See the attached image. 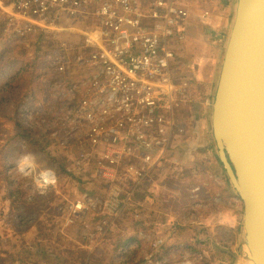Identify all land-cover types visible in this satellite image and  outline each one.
Listing matches in <instances>:
<instances>
[{
  "label": "rangeland",
  "instance_id": "rangeland-1",
  "mask_svg": "<svg viewBox=\"0 0 264 264\" xmlns=\"http://www.w3.org/2000/svg\"><path fill=\"white\" fill-rule=\"evenodd\" d=\"M198 2L188 18L176 20V55L188 84V98L178 99L173 112L177 140L168 148L162 146L151 152L146 177L139 182H134L138 178L133 177L127 183L131 191L141 188L142 195L126 200L128 191L123 192L112 216L105 207L109 196L91 190L89 181H74L63 174V165L70 163L75 154V142L65 138L63 142L67 144L63 147L60 140L49 136L54 123L42 122L51 119L55 101L48 98H52L50 93H62L56 85L69 77H79L82 70L72 65L76 67L71 69L72 76L49 71L48 76L35 82V87L40 88L39 97L19 109L24 118L22 124L35 126L49 139L43 150L23 153L22 159L8 170L13 172L14 182L31 179L23 182V190L30 186L31 190L26 202L17 199L15 212L10 199L5 198L4 183L0 184V264H239L243 208L217 161L210 127L235 0ZM3 4L11 2L4 0ZM203 11L208 15L204 17ZM11 28L0 6V48L9 45L13 56L21 54L26 61L38 55L29 44L33 35L16 37ZM51 76L58 81H51ZM195 90H199L198 98L193 97ZM48 103L49 110L41 115L38 109ZM16 128L14 124H5L2 129L12 134L19 132ZM2 136L0 145L6 142ZM47 169L56 171L57 186L36 182ZM144 197L150 198L146 202L150 207L143 204ZM78 198H84L90 208L71 215V206ZM135 211L139 212L138 221L129 220L135 226L132 229H136L131 240L127 238L129 223L121 220L134 219ZM23 214L33 217L28 229H22L17 218ZM68 218L73 222L66 224ZM159 239L162 242L156 243ZM125 245L129 249H123ZM119 249L125 251L119 255Z\"/></svg>",
  "mask_w": 264,
  "mask_h": 264
},
{
  "label": "built area",
  "instance_id": "built-area-1",
  "mask_svg": "<svg viewBox=\"0 0 264 264\" xmlns=\"http://www.w3.org/2000/svg\"><path fill=\"white\" fill-rule=\"evenodd\" d=\"M3 1L15 36L33 35L29 44L34 50L45 47L53 74L72 76V65L82 70L56 85L62 93H50L51 119L42 122L54 123L49 136L63 147L65 138L75 142L63 174L109 196L105 207L114 214L123 192L128 191L126 200L142 195L127 183L146 177L151 152L177 140L173 112L178 99L188 98V84L176 55V20L188 18L190 8L185 0H10L6 6ZM36 182L55 187L57 173L47 169ZM89 208L78 198L70 214ZM138 213L121 222H137Z\"/></svg>",
  "mask_w": 264,
  "mask_h": 264
},
{
  "label": "water",
  "instance_id": "water-1",
  "mask_svg": "<svg viewBox=\"0 0 264 264\" xmlns=\"http://www.w3.org/2000/svg\"><path fill=\"white\" fill-rule=\"evenodd\" d=\"M212 103L216 157L243 208L239 264H264V0H235Z\"/></svg>",
  "mask_w": 264,
  "mask_h": 264
},
{
  "label": "trees",
  "instance_id": "trees-1",
  "mask_svg": "<svg viewBox=\"0 0 264 264\" xmlns=\"http://www.w3.org/2000/svg\"><path fill=\"white\" fill-rule=\"evenodd\" d=\"M9 38L14 40L12 36ZM12 51L13 48L9 45L0 48V137L2 134L4 135L3 139L6 140L0 145V184L4 183L5 198L10 199L12 210L15 212L18 208L17 199L22 198L26 202V197L31 190V186L27 190H23V182L26 180L30 182L31 179L26 177L24 181L14 182L12 181L13 172L8 173V170H12L14 165L22 159L23 153L43 150L44 146L48 144L46 140L49 139L44 134H40L35 126L28 123L22 124L24 118L19 109L22 105L33 104L37 100L40 88L35 87V82L48 76L49 71L50 73L53 71L46 58L45 47L37 49L38 55L28 61L22 58L21 54L19 57L13 56ZM50 79L58 81L52 76ZM199 94V90H195L193 97L198 98ZM48 98L53 101V98ZM49 108L50 104L48 103L44 108L38 109V112L41 115L45 114ZM5 124H14L19 132L10 134L7 129H2ZM91 190L95 191L93 188ZM17 218L21 220L22 229H28L33 219L32 216L28 217L26 214L19 215ZM30 218L31 220H29ZM128 226H132V223H129ZM136 238L142 241L139 236ZM38 248L40 247L38 246ZM28 249L25 248V251L29 252ZM42 250L44 249L42 248Z\"/></svg>",
  "mask_w": 264,
  "mask_h": 264
},
{
  "label": "crops",
  "instance_id": "crops-1",
  "mask_svg": "<svg viewBox=\"0 0 264 264\" xmlns=\"http://www.w3.org/2000/svg\"><path fill=\"white\" fill-rule=\"evenodd\" d=\"M195 3L196 4H199L200 2H198V0H185V5L187 6V7H189L190 8V10H191V12H192V10H194L195 9V7H194V5H195ZM205 10H207L206 8H204ZM204 12V11H203ZM202 12V13H203ZM205 17V16H204ZM183 20V19H182ZM180 26L182 25V24H179ZM194 26H196L197 28H198V25H194ZM181 29H183V27H181ZM217 161H218V158H217ZM220 163V162H219ZM133 227H135V226H129V228H128V231H129V233H130V235H128L127 236V238L128 239H133L134 237H133V234H134V232L133 231H135L136 229H132ZM134 240V239H133ZM130 260L131 261H133V258H130Z\"/></svg>",
  "mask_w": 264,
  "mask_h": 264
},
{
  "label": "bare ground",
  "instance_id": "bare-ground-1",
  "mask_svg": "<svg viewBox=\"0 0 264 264\" xmlns=\"http://www.w3.org/2000/svg\"><path fill=\"white\" fill-rule=\"evenodd\" d=\"M235 7H236V3H235ZM234 10H235V9H234ZM210 127H211V124H210ZM27 165H28V164L24 165L23 168H26V169H27ZM244 260H245V262H246V264H247V260H246L245 258H244Z\"/></svg>",
  "mask_w": 264,
  "mask_h": 264
}]
</instances>
